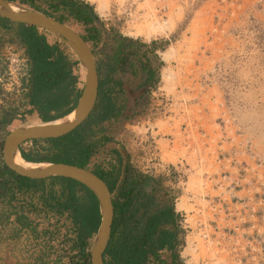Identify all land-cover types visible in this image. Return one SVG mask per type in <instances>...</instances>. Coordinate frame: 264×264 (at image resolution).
<instances>
[{
	"label": "rangeland",
	"instance_id": "1",
	"mask_svg": "<svg viewBox=\"0 0 264 264\" xmlns=\"http://www.w3.org/2000/svg\"><path fill=\"white\" fill-rule=\"evenodd\" d=\"M34 1L47 10L53 0ZM82 1L97 16V41L88 46L96 63L113 69L111 96L119 110L92 127L88 168L119 171L117 187L127 168L145 177L139 199L150 207L141 208L131 226L155 209L184 203L186 212L166 226L176 233L170 250H176L177 264H264V0H101L102 14L95 1ZM150 10L159 23L172 20L171 27L147 41L130 35ZM65 24L86 35L74 20ZM45 33L50 44L58 41ZM13 38L14 30L0 29V51L20 47ZM169 48L173 56L163 62ZM73 71L80 88L83 71ZM162 73L170 78L163 81ZM35 121L22 116L14 128ZM13 123L0 130V143ZM36 197L0 202V264L75 262L70 216L54 214ZM18 217L28 226L20 227ZM170 250L158 252L163 264Z\"/></svg>",
	"mask_w": 264,
	"mask_h": 264
},
{
	"label": "trees",
	"instance_id": "2",
	"mask_svg": "<svg viewBox=\"0 0 264 264\" xmlns=\"http://www.w3.org/2000/svg\"><path fill=\"white\" fill-rule=\"evenodd\" d=\"M6 1L26 5L61 23L72 19L84 27L86 35L82 38L85 42L97 41L96 29L93 27V21L97 16L92 7L82 0H53L48 2L47 10H41L34 0ZM0 29L5 32L14 30L11 42L24 49L29 61L27 82L26 79L22 80L26 92L17 101H13L18 106L11 102V105L0 110V130L6 132V128L20 112V107L26 105L31 107L30 112L37 113L42 123L64 118L75 108L82 91V88L78 87L82 84L79 75L73 71L74 68L79 70L76 57L69 59L60 49L59 41L50 44L45 31L35 27L0 18ZM125 60L126 58H123L122 63ZM96 66L99 79L98 96L89 117L62 137L31 140V147L28 149L21 145L20 157L30 163H62L88 169L106 184L111 194L115 193V199L112 200L114 215L111 233L103 254V264H149L151 258L155 264H163L164 261L158 252L167 247L170 250L177 246L175 231L166 228L173 224L176 218L173 207L155 209L146 218L139 217L143 219L140 225L137 223L136 226H131L141 208L145 211L150 207L139 199L143 195L140 188L145 177L139 179L140 177L132 175L131 170L127 168L117 187L119 171L108 172L98 166L88 168L95 149V144L89 143V139L95 133L92 127L114 118L119 112L111 96L113 86H110L112 80L109 75L113 71L112 67L110 63L100 61ZM147 78L148 80L153 78V71L148 70ZM12 125L14 127L15 124ZM102 141L108 142L109 138L103 137ZM1 147L2 142L0 202L4 200L10 204L15 199L32 200L37 196L38 201L54 214L67 213L75 234L70 247L71 251L76 252L72 257L75 259L72 264H90L88 249L100 224L98 202L93 193L70 179L51 177L36 180L21 177L4 165ZM46 182L49 184L46 185ZM56 186L58 191H55ZM24 203L31 204L30 201ZM16 221L20 227L28 226L24 217H18ZM169 253L168 264H177L176 250H170Z\"/></svg>",
	"mask_w": 264,
	"mask_h": 264
},
{
	"label": "water",
	"instance_id": "3",
	"mask_svg": "<svg viewBox=\"0 0 264 264\" xmlns=\"http://www.w3.org/2000/svg\"><path fill=\"white\" fill-rule=\"evenodd\" d=\"M10 5H15L16 8L12 9ZM0 18L12 23L32 26L51 34L72 51L83 71L84 79L80 97L75 108L64 117L70 119H65L60 125H51L52 121L37 126L25 125L11 130L2 143V160L7 168L21 177L36 180L51 177L70 179L85 186L93 193L98 202L100 224L89 247V262L90 264H103V254L110 238L114 215L111 193L106 184L90 170L77 166L46 163L45 167L39 169L24 170L14 163L15 153H19V147L25 142L62 137L72 132L89 117L98 96L99 79L94 54L81 35L65 23L58 22L17 2L0 0Z\"/></svg>",
	"mask_w": 264,
	"mask_h": 264
},
{
	"label": "bare ground",
	"instance_id": "4",
	"mask_svg": "<svg viewBox=\"0 0 264 264\" xmlns=\"http://www.w3.org/2000/svg\"><path fill=\"white\" fill-rule=\"evenodd\" d=\"M92 1H95L97 3V7L96 8H97L99 14H102L104 12V10H105V3L103 1H101V0H92ZM10 7L12 9L16 8L15 5H10ZM147 9H150V8L148 7ZM150 12H151V10L145 12V15H147V16L144 17V20L141 22V24L136 25L134 27V31L132 33H129L130 35L135 36V37H140L142 40L144 39V41L145 40L147 41V40H150L153 37H156V36H159V35H162V34L166 33V31L172 25V20L169 21V23H167V24L164 23V22L163 23H159L158 20L152 18V16H154V14H150ZM140 16H142V15H140ZM137 17H138V15H137ZM142 19H143V17H142ZM167 25H169V26L167 27ZM172 56H173V51H172L171 48H169L166 52L162 53L163 62H169L171 60ZM161 78H162L163 81H166L170 77H169V75H167V74L165 75L164 73H162L161 74ZM65 119L69 120L70 118L69 117L68 118H64V119L61 118V119L53 121L50 124L51 125H60L61 123H63L65 121ZM30 125L37 126V125H40V124L38 123V121H35L33 123H30ZM14 163L16 164V166H18V167H20L21 169H24V170L39 169V168H42V167L46 166V163H30V162H26L20 157L19 153H15ZM175 210L177 212H186L187 209L185 208L184 203L182 201H179L175 205ZM186 250L188 251L189 247H187Z\"/></svg>",
	"mask_w": 264,
	"mask_h": 264
},
{
	"label": "built area",
	"instance_id": "5",
	"mask_svg": "<svg viewBox=\"0 0 264 264\" xmlns=\"http://www.w3.org/2000/svg\"><path fill=\"white\" fill-rule=\"evenodd\" d=\"M28 64V58L22 49L6 45L0 51V93L4 94V100H18L26 92L22 80L26 79L27 82Z\"/></svg>",
	"mask_w": 264,
	"mask_h": 264
},
{
	"label": "clouds",
	"instance_id": "6",
	"mask_svg": "<svg viewBox=\"0 0 264 264\" xmlns=\"http://www.w3.org/2000/svg\"><path fill=\"white\" fill-rule=\"evenodd\" d=\"M18 48H19L20 50L22 49V50L24 51L23 48H20V47H18ZM79 68H81L80 65H79ZM82 86H83V85H82ZM81 88H82V87H81ZM2 95H4V94H2ZM2 95H1V93H0V101H1V98H2L4 102H3L2 105H0V110H1L2 108H4V107H7L8 105H11V102L13 103V101H14V100H13V101L10 102V101H6V100H4V98H3ZM21 97H22V96H21ZM16 100H17V99H16ZM16 100H15V101H16ZM0 103H1V102H0ZM13 104H14V103H13ZM25 107H26V109H25ZM25 107H20V109L24 108L23 111H24V110H25V111H28L29 109H31V107H29V106H27V105H26ZM27 107H29V108H27ZM20 111H21V110H20ZM16 119H18V117H16ZM16 119H14V120L12 121V123H13ZM12 130H13V129H12ZM10 131H11V130H10ZM10 131H9V132H10ZM9 132H8V133H9ZM8 133H7V134H8ZM7 134H6V135H7ZM6 135H5V136H6ZM4 138H5V137H4ZM3 140H4V139H3ZM28 142H29V144H31L30 141H27V143H28ZM2 143H3V141H2ZM27 143L25 142L24 144H27ZM1 154H2V147H1ZM19 155H20V154H19ZM2 161H3V160H2ZM175 205H176V204H175ZM175 212H176V213H175ZM174 213H175V214H178V212H177L176 210L174 211ZM88 252H89V249H88ZM169 254H170V253H169Z\"/></svg>",
	"mask_w": 264,
	"mask_h": 264
},
{
	"label": "crops",
	"instance_id": "7",
	"mask_svg": "<svg viewBox=\"0 0 264 264\" xmlns=\"http://www.w3.org/2000/svg\"><path fill=\"white\" fill-rule=\"evenodd\" d=\"M29 110H31V109H29ZM28 110V111H29ZM25 111V114H22L21 112H19L18 114H17V117H18V119H20V118H22V116H24V118L26 117L27 118V116L29 115L30 116V118H32V117H34L35 118V120H37L38 121V123L39 124H41L42 122L40 121V119L38 118V115H37V113L35 112V111ZM22 112H24V111H22ZM33 115H35V116H33ZM29 119V118H28ZM166 262V261H165Z\"/></svg>",
	"mask_w": 264,
	"mask_h": 264
},
{
	"label": "flooded vegetation",
	"instance_id": "8",
	"mask_svg": "<svg viewBox=\"0 0 264 264\" xmlns=\"http://www.w3.org/2000/svg\"><path fill=\"white\" fill-rule=\"evenodd\" d=\"M173 210L175 211V208H173Z\"/></svg>",
	"mask_w": 264,
	"mask_h": 264
}]
</instances>
